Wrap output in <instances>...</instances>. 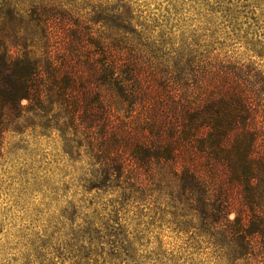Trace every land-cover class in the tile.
<instances>
[{
  "label": "trees",
  "instance_id": "16d2710c",
  "mask_svg": "<svg viewBox=\"0 0 264 264\" xmlns=\"http://www.w3.org/2000/svg\"><path fill=\"white\" fill-rule=\"evenodd\" d=\"M62 4L0 0V139L56 111L116 195L108 214L137 203L227 264H264V64L125 26L88 50Z\"/></svg>",
  "mask_w": 264,
  "mask_h": 264
},
{
  "label": "rangeland",
  "instance_id": "374dc122",
  "mask_svg": "<svg viewBox=\"0 0 264 264\" xmlns=\"http://www.w3.org/2000/svg\"><path fill=\"white\" fill-rule=\"evenodd\" d=\"M100 48L123 26L151 41L201 38L227 53L264 55V0H62ZM169 38V40H167ZM61 47V43L60 46ZM51 110V108H50ZM56 111L28 113L0 139V264H227L205 243L141 215L137 203L107 213L116 195L93 187L85 142ZM94 169V168H93ZM107 204V205H106Z\"/></svg>",
  "mask_w": 264,
  "mask_h": 264
}]
</instances>
